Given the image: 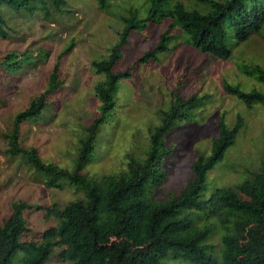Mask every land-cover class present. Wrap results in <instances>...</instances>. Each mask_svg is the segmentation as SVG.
<instances>
[{"label": "trees", "instance_id": "obj_1", "mask_svg": "<svg viewBox=\"0 0 264 264\" xmlns=\"http://www.w3.org/2000/svg\"><path fill=\"white\" fill-rule=\"evenodd\" d=\"M56 6L66 0H52ZM101 7L110 0H97ZM5 8L33 14L47 9V0H0V36L9 37ZM119 39L106 57L93 61L98 74L104 76L96 87L100 104L98 114L83 125V138L73 166L45 161L35 146L20 141L22 122L40 116L51 95L64 84L56 64L48 86L30 104L19 111L8 135V153L21 157L24 163L45 175L49 185L67 183L84 192L83 197L66 204L58 202L46 207L45 218H54L39 235L34 233L27 216L42 209L25 199L12 202L11 213L0 222V264H14L19 252L20 264H47L55 254L71 264H168V260L191 264H264V165L252 170L251 176L236 185L217 187L208 196L207 174L221 162L245 125L238 115L234 125L224 117L219 121V135L208 154H200L193 162V176L179 194L165 199L155 197L167 179L163 158L171 152L166 136L182 120H190L193 110L205 104L207 96H186L181 87L172 92V103L161 110L160 123L151 132L150 145L142 159L131 158L128 168L101 179L85 171L92 160L101 125L116 106L117 92L123 79L132 77V67L118 70L133 32L169 19L168 28L157 44L136 61L159 60L171 49L179 28L189 43L205 54L220 59L233 57L238 45L255 33L264 37V0H151L145 16L139 10L123 15ZM73 46H69L65 52ZM5 67L20 65L11 52ZM17 63V64H15ZM246 72L264 84V66H245ZM229 93L248 106L264 105V90H246L225 84ZM223 228L220 253L208 242L215 225Z\"/></svg>", "mask_w": 264, "mask_h": 264}, {"label": "rangeland", "instance_id": "obj_2", "mask_svg": "<svg viewBox=\"0 0 264 264\" xmlns=\"http://www.w3.org/2000/svg\"><path fill=\"white\" fill-rule=\"evenodd\" d=\"M66 2L56 6L47 0V9L33 14L5 8L10 35L0 36V222L11 213L13 201L25 199L36 208L42 207L27 212L36 235L56 224L54 218H45L46 207L55 202L66 204L83 197L84 192L67 183L61 187L49 185L45 175L21 157L8 153V135L15 116L48 86L51 73L59 64L64 84L51 95L40 116L22 122L20 141L24 146H35L47 162L73 166L83 138V125L98 114L100 104L95 87L104 76L95 71L92 63L106 57L118 41L122 16L134 10L145 16L151 0H110L105 7L97 0ZM170 22L166 19L149 25L130 37L131 43L116 68L132 67V77L122 80L116 106L101 125L85 171L101 179L127 169L131 158H144L151 132L161 121V110L171 106L172 92L181 87L186 96L197 94L207 98L203 106L193 110L190 120L180 121L166 136V148L171 150L163 158L167 179L156 190L155 197L165 199L179 194L187 185L193 176L194 160L211 151L222 117L230 125L236 123L238 115L245 119L236 143L207 174L208 197L215 188L236 185L264 165V105L250 107L225 87L230 83L246 90H264V84L245 69L246 65L264 66V37L255 33L237 46L233 57L220 59L197 50L175 27L173 33L177 38L169 51L161 54L159 60L137 64V59L157 44ZM72 43V48L65 52ZM11 52L17 54L20 65L7 69L4 63ZM223 232L217 224L208 239L218 253L223 248ZM22 256L19 252L14 264H20ZM47 264L71 263L55 254ZM168 264L191 263L170 259Z\"/></svg>", "mask_w": 264, "mask_h": 264}]
</instances>
